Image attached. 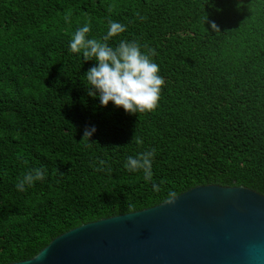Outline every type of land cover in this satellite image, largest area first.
<instances>
[{"label": "trees", "instance_id": "obj_1", "mask_svg": "<svg viewBox=\"0 0 264 264\" xmlns=\"http://www.w3.org/2000/svg\"><path fill=\"white\" fill-rule=\"evenodd\" d=\"M109 20L127 28L110 43L155 53L164 85L154 111L88 95L95 61L69 42L85 22L100 39ZM152 149L151 180L124 167ZM32 169L45 178L17 190ZM208 184L264 196V0H0V264Z\"/></svg>", "mask_w": 264, "mask_h": 264}, {"label": "water", "instance_id": "obj_2", "mask_svg": "<svg viewBox=\"0 0 264 264\" xmlns=\"http://www.w3.org/2000/svg\"><path fill=\"white\" fill-rule=\"evenodd\" d=\"M6 264H264V196L194 186L172 204L80 224Z\"/></svg>", "mask_w": 264, "mask_h": 264}, {"label": "clouds", "instance_id": "obj_3", "mask_svg": "<svg viewBox=\"0 0 264 264\" xmlns=\"http://www.w3.org/2000/svg\"><path fill=\"white\" fill-rule=\"evenodd\" d=\"M211 27L213 30H219L214 22ZM126 30V25L109 20L106 32L100 39L90 38L91 24L85 22L72 34L69 50L71 53L80 54L85 61H95L84 74L89 96L98 99L103 107H107L111 102L128 114L138 115L154 111L158 107L164 78L159 74V65L151 58L155 53L150 55L142 50L139 42L119 40L115 44L110 43ZM95 131L94 126L86 127L81 142H89ZM154 155L155 149L140 153L136 157L129 156L124 167L129 172L142 171L144 179L151 180ZM99 163L103 165L104 161ZM44 178L42 169H32L18 181L16 188L25 191L26 185L32 186ZM153 188L159 191L156 185H153ZM176 196L175 191L169 192L165 203H174ZM131 210L129 208V211Z\"/></svg>", "mask_w": 264, "mask_h": 264}]
</instances>
